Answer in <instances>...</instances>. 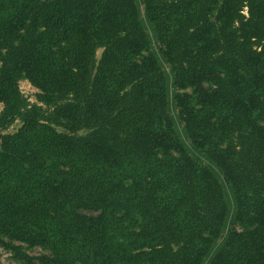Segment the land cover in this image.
Listing matches in <instances>:
<instances>
[{
  "label": "trees",
  "instance_id": "trees-1",
  "mask_svg": "<svg viewBox=\"0 0 264 264\" xmlns=\"http://www.w3.org/2000/svg\"><path fill=\"white\" fill-rule=\"evenodd\" d=\"M0 247L264 264V0H0Z\"/></svg>",
  "mask_w": 264,
  "mask_h": 264
},
{
  "label": "rangeland",
  "instance_id": "rangeland-1",
  "mask_svg": "<svg viewBox=\"0 0 264 264\" xmlns=\"http://www.w3.org/2000/svg\"><path fill=\"white\" fill-rule=\"evenodd\" d=\"M101 55V49H99L96 53L97 59H99ZM20 90L22 94L30 101H35V94L37 90L32 87L26 80H22L19 82ZM19 123H15L8 132H14L19 127ZM27 253L31 256L37 257L42 253V250L40 248H34L32 250L27 251ZM0 262L1 264H22L19 262H16L12 259L11 253L3 248L0 247Z\"/></svg>",
  "mask_w": 264,
  "mask_h": 264
}]
</instances>
